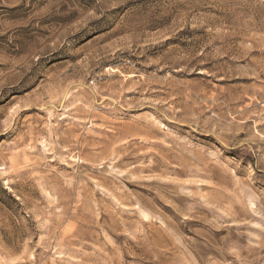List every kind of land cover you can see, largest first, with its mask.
I'll list each match as a JSON object with an SVG mask.
<instances>
[{
    "label": "rangeland",
    "instance_id": "1",
    "mask_svg": "<svg viewBox=\"0 0 264 264\" xmlns=\"http://www.w3.org/2000/svg\"><path fill=\"white\" fill-rule=\"evenodd\" d=\"M0 264H264V0H0Z\"/></svg>",
    "mask_w": 264,
    "mask_h": 264
}]
</instances>
